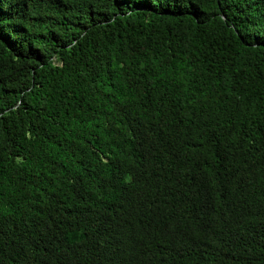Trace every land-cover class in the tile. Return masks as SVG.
<instances>
[{"label": "trees", "instance_id": "16d2710c", "mask_svg": "<svg viewBox=\"0 0 264 264\" xmlns=\"http://www.w3.org/2000/svg\"><path fill=\"white\" fill-rule=\"evenodd\" d=\"M0 264H264V0H0Z\"/></svg>", "mask_w": 264, "mask_h": 264}]
</instances>
